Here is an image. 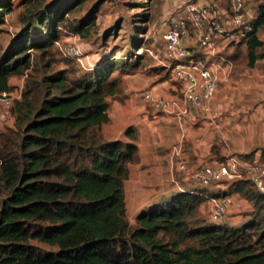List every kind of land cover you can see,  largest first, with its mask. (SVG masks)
<instances>
[{"label":"trees","instance_id":"1","mask_svg":"<svg viewBox=\"0 0 264 264\" xmlns=\"http://www.w3.org/2000/svg\"><path fill=\"white\" fill-rule=\"evenodd\" d=\"M89 1L22 0L20 30L7 44L0 40V92L12 89L13 76L29 78L59 41L61 27L86 37L100 25L96 13L108 0H97L89 19L69 18ZM152 1L132 3L148 10ZM15 10V0H0V33ZM142 14L136 20L149 21V12ZM248 23L230 46L235 57L246 47L253 67L264 58V0ZM145 30L134 25L133 46L122 58L115 49L87 71L59 69L35 86L28 79L12 107L15 127L0 132V264H264V193L250 179L228 182L229 193H172L130 223L125 183L139 161L137 131L129 126L127 140L112 139L103 125L110 120L109 99L124 97L123 76L143 65L137 51ZM115 32L108 29V37ZM46 67L53 69L50 61ZM258 150L264 158V146L237 155L260 162ZM230 193L251 202L249 218L231 225L204 216L202 204Z\"/></svg>","mask_w":264,"mask_h":264},{"label":"crops","instance_id":"2","mask_svg":"<svg viewBox=\"0 0 264 264\" xmlns=\"http://www.w3.org/2000/svg\"><path fill=\"white\" fill-rule=\"evenodd\" d=\"M197 1L208 2L210 0ZM214 3L216 2L214 1ZM228 4L230 7V0ZM251 10L248 7L250 17L254 15V11ZM221 43L222 47L218 52L220 58L217 61L224 67L220 71L222 82L209 112L199 107H187L185 113L180 109L176 112H166L153 107L154 110L151 115L149 113L142 114L143 110L139 107L138 101H136L138 97L135 94L141 87L147 86L153 77L142 72L140 74L134 72L123 76V82L125 81L126 84L123 95L128 99H125L124 104L119 100L114 101L115 112L112 113L109 109L110 119L114 117V119L126 121V114L129 116L137 115V111L141 115L140 119H134L132 124L128 122L117 135L110 137L112 139L127 140L128 137L125 135L127 127L135 126L137 131L136 141L139 146V161L131 165L130 177L125 183V193L128 182L132 185L135 197L141 198L142 201L149 196L154 197V192L157 190L161 192V197H154L157 200L178 190H197L201 193V186L195 178V172L205 162L217 156L225 157L231 154L248 153L254 146L257 136L253 128L249 127L250 121H257L258 119L260 139L264 141V68H241V71H233L232 64L234 65L235 59L233 53L235 50L229 45L230 43L224 45L225 38ZM188 45L194 57L208 63L213 60L210 56L204 54L205 51L197 46L193 38L188 40ZM228 46L230 47L226 49ZM227 62L231 63L229 67L226 65ZM260 62H264V58L259 59L256 63ZM225 67L229 69L228 72H226ZM249 76H253V78ZM15 83L19 84V82L14 81L13 77L10 78L9 84L12 87ZM161 84H164L166 89L171 87L167 82L153 85V90L158 94H160ZM174 88L176 87L172 86V89ZM166 92L162 94L170 98L179 99L181 97V90L179 94L169 90ZM3 114L0 112V127H2L0 132L15 127L14 114L9 120ZM180 114H182L181 117ZM3 125L5 126L3 127ZM222 141L226 142V147L221 148L222 152H212L216 145H220ZM247 141H254V144L247 147ZM263 141L261 143L264 146ZM178 147L182 149V155L187 160L188 168L186 171H180L177 168L176 164L179 156H176L175 152ZM231 196L234 202L229 205V220L226 222L230 221L229 223L234 225L241 221L242 213L250 212L253 209V205L238 193ZM201 211L206 212L207 215L208 204H202Z\"/></svg>","mask_w":264,"mask_h":264},{"label":"rangeland","instance_id":"3","mask_svg":"<svg viewBox=\"0 0 264 264\" xmlns=\"http://www.w3.org/2000/svg\"><path fill=\"white\" fill-rule=\"evenodd\" d=\"M97 0H91L87 2L81 9L76 10L73 14L70 15L71 21H79L83 18L89 19L91 18V10L94 7ZM135 0H108L105 3L101 4L100 10L96 13L98 14V20L100 25H96L95 28L92 29L91 34L89 36H82L79 34H76L73 32L72 28L70 27H61V35H60V45L55 44L49 54L44 57L43 59L40 58V63L37 66V69L33 70L32 73L30 72L29 78L27 76H13V79L15 82V85L13 86V96L19 93L20 87L23 86V89H26V85L29 79V82L35 86L41 78L45 74L51 73L56 70H67V72L76 71L77 72H84L87 71V68H92L94 62L99 58V55L101 56V53H111V51H114L115 49H118V52L116 53V58H122L124 57L128 51L132 48V39L134 35V25L140 24L145 25L146 30L144 33H142L140 36L144 38L146 41L145 44L142 46V51H137L138 53H142L144 62L141 67H139L135 72L137 74L147 73L149 75H152V81L149 82L147 86L144 88L141 87L139 91L135 94L138 98L136 101H138L139 107L142 108V114H152V111L154 108L146 102V100L142 96V92L147 88H152L153 85L159 84V83H166L170 84V88L166 89L164 87V84H161L160 88V95H163L162 93H167L166 91H172L175 94H179L180 92V84L172 78L171 76V70L167 68L161 67V65H158L152 55L150 54L149 50L157 47L161 42V36L162 32L167 27V22L170 17H172L175 13V9L178 4H183L184 2L188 0H153L150 5L149 9L145 10V8H140L135 6L134 3H132ZM196 1V0H195ZM211 1V0H210ZM263 0H252L248 7H250L254 11L253 14H255V10L258 6V4ZM229 0H219V3L214 4V8L219 11L221 16L224 18V12L229 9ZM15 7L16 10L14 13L7 16L6 23L2 26L3 31L0 33V40L2 41V44H7L10 41V38L15 35L21 28L20 23V14H24L26 10V6L23 5L22 0H15ZM247 7V9H248ZM143 12H149V21H140L138 22L136 18H142ZM252 13V12H251ZM249 14V11H248ZM251 18V17H250ZM249 18V20H250ZM116 27V32L113 36L108 37L107 30ZM260 37L264 39V30L261 29L259 33ZM108 38H107V37ZM76 42L81 50L82 53V61H80L79 57H75L73 55L65 54V47L69 44H72ZM230 46L226 47L228 49ZM201 49V48H200ZM241 53H239L238 57H235L234 59V65L232 64L233 71H241V68H248L252 69V66H249L248 64V58H247V50L246 47L243 46L242 49H239ZM264 47H261L259 49V52H263ZM50 61L52 63L53 69L46 67L47 62ZM233 63V62H232ZM156 66V67H155ZM255 67L264 68V62L256 63ZM149 72V73H148ZM233 73V72H232ZM252 73V72H251ZM250 73V74H251ZM250 78H253V76H249ZM31 79V80H30ZM249 79V78H248ZM250 80V79H249ZM125 81L123 82V88H125ZM172 86L176 87L172 89ZM153 89V88H152ZM174 90V91H173ZM24 92V91H23ZM159 92V91H158ZM4 92H0L2 94ZM134 95V93H133ZM134 95V96H135ZM121 96V95H120ZM116 97L110 99V112L114 113V101L119 100L123 102L125 99H128V97ZM181 96V95H180ZM22 97V96H21ZM16 105V104H15ZM125 106V105H124ZM122 106V107H124ZM13 108L11 109L10 115L9 113H6V118L9 120L13 113ZM0 112L5 113L6 109L1 104V110ZM119 113V111H118ZM14 114V113H13ZM15 116V115H14ZM126 121H122L120 119H114V117H111L109 120V123H107L103 128V132L107 137H113L119 133V131L129 122L132 124V122L135 120L140 119L139 112L137 111V115L129 116L128 114L125 115ZM6 125V124H5ZM3 125V127L5 126ZM135 127V126H134ZM249 127L253 128V130L256 132V138H255V144L254 141H247V147H250L254 144V146L251 148L249 152H251L255 148H262L263 144L261 143L263 140L260 139V125L259 121H250ZM2 127H0L1 130ZM115 128V129H114ZM5 139V136L0 138V143H2ZM261 140V141H260ZM264 142V141H263ZM226 147V142L222 141L220 142V145H216V147L213 149L212 152H222L221 148ZM219 148V149H218ZM218 149V150H217ZM257 150V149H256ZM260 153L255 154L257 157H260L259 161L263 162L264 164V158L261 157V150ZM233 152V151H232ZM236 155V154H231ZM228 156L223 157H214L212 159H209V161L205 163H213V162H225L228 160ZM216 156V155H214ZM238 156V155H237ZM217 158V159H216ZM179 159V158H178ZM177 159V160H178ZM226 159V160H225ZM187 162V161H186ZM188 164V163H187ZM242 171V170H241ZM248 179L247 173L243 171V177ZM239 178V179H242ZM238 179V180H239ZM232 183L224 182V183H212L209 186H203L200 184L201 189L208 192V194H212L213 192H230ZM200 188V187H199ZM180 191V190H178ZM178 191H173L178 192ZM216 192V193H218ZM155 196L158 197L161 195L160 190L155 191ZM231 195L236 193H230ZM163 196V195H162ZM153 196H149L148 198L144 199L142 201L141 198H136L134 190L132 188V185L130 182L126 185V205H127V216L131 224H135L136 216L144 209H147L149 205L156 201L157 199H154ZM161 197V196H160ZM232 197V196H231ZM229 197V198H231ZM230 204H233L234 200L229 199ZM236 202V201H235ZM206 203V202H205ZM237 203V202H236ZM242 208V205H241ZM210 211V204L208 205V213ZM205 217L209 218L206 215V212H202ZM245 214V215H244ZM241 214V221L238 223H235L237 225H241L247 218H249V212ZM229 217V215H228ZM225 218V221L229 220V218ZM231 217V216H230ZM230 222V221H229ZM227 222V223H229ZM231 224V223H229ZM234 224V225H235ZM46 247V246H45Z\"/></svg>","mask_w":264,"mask_h":264},{"label":"built area","instance_id":"4","mask_svg":"<svg viewBox=\"0 0 264 264\" xmlns=\"http://www.w3.org/2000/svg\"><path fill=\"white\" fill-rule=\"evenodd\" d=\"M251 1L230 0V7L224 12V18L210 1L188 0L178 4L175 14L169 18L167 27L162 32L160 44L149 52L158 65L171 70L172 78L180 84L181 97L170 98L156 93L152 88H147L142 92L146 102L166 112H176L180 109L185 113L187 107H199L206 112L211 111L216 92L222 82L220 71L224 69L217 61L220 58L218 52L222 47L221 41L225 38L224 45H227L237 39L241 28H248L250 15L247 7ZM190 38H193L197 46L205 51L204 54L213 60L208 63L194 57L188 45ZM56 44L60 45V42L57 41ZM64 53L79 57L82 61L83 56L76 42L67 45ZM226 65L229 67L231 63L227 62ZM228 70L226 69V72ZM22 88L21 86L19 93L14 96L13 92L0 94V104L6 109L4 117H7L6 113L10 115L14 102L21 98ZM175 155L179 156L176 164L178 170L186 171L188 164L182 155V149L176 148ZM243 171L247 173L255 188L264 193V164L258 161H245L237 155H231L225 162L204 163L195 172V178L204 185L231 182L242 178ZM229 199L231 198L210 199V219L222 222L228 217Z\"/></svg>","mask_w":264,"mask_h":264},{"label":"clouds","instance_id":"5","mask_svg":"<svg viewBox=\"0 0 264 264\" xmlns=\"http://www.w3.org/2000/svg\"><path fill=\"white\" fill-rule=\"evenodd\" d=\"M25 77V76H24ZM23 87V86H22ZM13 91V87H12V89L10 90V91H4V93H2V94H9V93H11ZM22 92H23V88H22ZM22 96V95H21ZM13 107V106H12ZM12 109V108H11ZM11 109H10V112H11ZM12 115H13V113H12ZM15 122H16V118H15ZM237 155V154H236ZM249 179V178H248ZM200 183V182H199ZM201 184V183H200ZM201 185H203L204 186V184H201ZM210 185V184H209ZM229 197H231V196H228V197H226V198H229ZM232 198V197H231ZM209 205V204H208ZM208 217H209V214L207 215ZM209 219H210V217H209ZM212 220V219H211ZM212 221H214V220H212ZM214 222H216V221H214ZM223 222V221H222ZM226 222V221H225Z\"/></svg>","mask_w":264,"mask_h":264}]
</instances>
